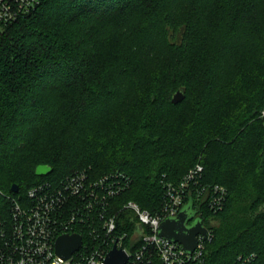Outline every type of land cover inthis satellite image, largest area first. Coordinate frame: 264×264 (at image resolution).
<instances>
[{
    "label": "trees",
    "instance_id": "trees-1",
    "mask_svg": "<svg viewBox=\"0 0 264 264\" xmlns=\"http://www.w3.org/2000/svg\"><path fill=\"white\" fill-rule=\"evenodd\" d=\"M242 54L247 71L231 66ZM263 110L264 0H43L0 24V222L10 198L82 170L128 174L111 207L153 214L161 181L200 164L204 185L228 190L223 210L206 213L208 263L264 264ZM40 165L52 173L37 177ZM128 213H114L124 247Z\"/></svg>",
    "mask_w": 264,
    "mask_h": 264
},
{
    "label": "built area",
    "instance_id": "built-area-1",
    "mask_svg": "<svg viewBox=\"0 0 264 264\" xmlns=\"http://www.w3.org/2000/svg\"><path fill=\"white\" fill-rule=\"evenodd\" d=\"M43 0H0V24L10 25L30 14ZM264 118V110L261 114ZM204 167L197 164L178 184L161 181L163 201L155 213L135 202L124 210L137 217L138 238L124 247L127 235H117V216L110 215L111 200L132 187L124 172H110L92 178L82 170L60 184L43 181L29 189L26 202L12 201L11 220L0 222V264H103L115 245L128 254L127 264H209L207 244L212 228L206 225V213L223 210L228 190L222 185L202 183ZM189 204L201 218L207 235H198L195 251L188 254L183 245L159 236L161 224L176 217ZM189 225V223H188ZM78 234L81 247L65 260L56 253L57 239ZM233 264H260L255 254L241 255Z\"/></svg>",
    "mask_w": 264,
    "mask_h": 264
},
{
    "label": "water",
    "instance_id": "water-1",
    "mask_svg": "<svg viewBox=\"0 0 264 264\" xmlns=\"http://www.w3.org/2000/svg\"><path fill=\"white\" fill-rule=\"evenodd\" d=\"M186 98L184 90L177 91L172 98V103L177 105ZM52 167L48 165H40L36 168L35 175L37 177H47L52 173ZM12 192L17 194L19 186L14 184L11 188ZM196 213L192 211V204L186 206L176 217L165 220L159 230V236L168 239L174 243L183 245L185 251L191 254L198 245L197 236L206 237L207 229L204 227V221L201 218L195 220L194 224L189 226L188 223L195 217ZM82 245V237L78 234L62 235L56 242V253L63 259H69L72 254ZM128 254L117 245L108 253L103 264H127Z\"/></svg>",
    "mask_w": 264,
    "mask_h": 264
},
{
    "label": "rangeland",
    "instance_id": "rangeland-1",
    "mask_svg": "<svg viewBox=\"0 0 264 264\" xmlns=\"http://www.w3.org/2000/svg\"><path fill=\"white\" fill-rule=\"evenodd\" d=\"M247 58L246 57H244L243 56V54L241 55V58H237V60H235V62H232L231 63V66L233 67H237V68H244V70L245 71H247L249 68H251V66H245V64H247ZM244 71V72H245ZM107 125V122H106V124L105 123H99V124H96L95 126H93V129L95 130V132H98L100 129H101V132H104L105 131V126ZM90 176L92 177V174H90ZM93 178V177H92ZM123 204L122 205H120V207L118 206H115L114 205V207L112 208V207H110V215H116V214H114L116 211H118V209H120V208H123L126 204H127V202H125L124 203V201L122 202ZM136 203V202H135ZM120 204V203H119ZM137 204V203H136ZM114 208H118V209H116V211H115V209ZM128 212H130V213H128L127 215H126V217H127V219L129 220V219H131V222H134V224H131L130 223V221L128 222L129 224H131V226H130V228H129V233H130V240L131 241H136L137 240V238H138V231H137V228L139 227L138 226V224L136 223L137 222V217H136V215L132 212V211H129V210H127ZM117 216V215H116ZM117 222H118V220H117ZM194 224V222L192 221H190L189 222V226H191V225H193ZM206 225L208 226V227H210L211 225H212V223L210 222V221H207V223H206ZM137 227V228H136ZM247 256V255H246ZM259 263H260V261H259ZM261 264V263H260Z\"/></svg>",
    "mask_w": 264,
    "mask_h": 264
}]
</instances>
